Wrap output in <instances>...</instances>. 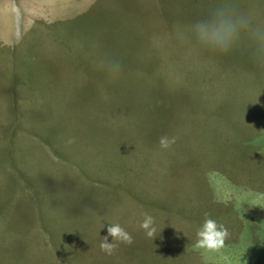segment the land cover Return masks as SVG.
I'll use <instances>...</instances> for the list:
<instances>
[{
  "label": "rangeland",
  "instance_id": "374dc122",
  "mask_svg": "<svg viewBox=\"0 0 264 264\" xmlns=\"http://www.w3.org/2000/svg\"><path fill=\"white\" fill-rule=\"evenodd\" d=\"M220 2L0 0V264H264V67L177 39ZM57 127L59 184L39 136ZM205 213L230 233L216 252L195 247ZM109 223L133 236L112 255Z\"/></svg>",
  "mask_w": 264,
  "mask_h": 264
},
{
  "label": "clouds",
  "instance_id": "9594fccd",
  "mask_svg": "<svg viewBox=\"0 0 264 264\" xmlns=\"http://www.w3.org/2000/svg\"><path fill=\"white\" fill-rule=\"evenodd\" d=\"M260 17V11L254 6L245 10L238 0H221L207 15L196 19L185 31L178 32L177 39L181 43H191L193 48L219 53H228L243 44L251 61L264 67V19ZM100 67L111 78L117 77L122 71L121 62L111 57H105ZM174 143L175 137L162 136L159 140L160 148L164 150ZM204 216L203 223L196 229L195 247L210 252L219 251L230 233L224 224L218 223L208 213ZM154 224L153 216L144 213L139 227L144 230L146 237L154 239L157 235ZM132 243L131 233L119 223H109L107 235L103 236L99 247L102 252L112 255L120 244Z\"/></svg>",
  "mask_w": 264,
  "mask_h": 264
},
{
  "label": "crops",
  "instance_id": "0c3cea01",
  "mask_svg": "<svg viewBox=\"0 0 264 264\" xmlns=\"http://www.w3.org/2000/svg\"><path fill=\"white\" fill-rule=\"evenodd\" d=\"M74 40H76V39H74ZM62 132H64V131L60 130L57 127L54 133H40L39 134L40 138L43 140L44 143H48L52 139V141L50 143L51 149H49V150H50V152L53 154V156L55 158V162L56 163L53 166H55L54 168H56V169L55 170L53 169V176H51V178H53L54 182L57 183V184L61 183L62 181H66L68 179V176L71 175V173L65 167L66 166L65 163L62 164L61 162L62 161L65 162L66 160L73 161L72 158H74L73 153L72 152H68L72 148V145L74 144V142L67 144L69 140H72L70 138V135H74L75 134L74 130L68 135H66L65 133H62ZM78 137H79V141H80L81 140L80 139V137H81L80 134L78 135ZM77 144H78V141H77ZM215 145H217V144H215ZM42 149H44V148L37 149L35 152L43 153L44 151ZM55 154H58L61 157H55ZM28 156L34 162L33 152H29L28 151ZM35 164H36L37 167H40L42 169V171L45 173V175H46V173H48L45 170V168L48 167V166L43 164L42 161H37ZM158 166H161V165H158ZM155 167H156V165H155ZM20 168H22V167H20ZM233 183L236 184V180H234ZM223 184H224L225 187L222 186V188H221V190L219 192L220 198L222 200L225 199V196H224V194L222 192L223 191L227 192V190L230 191L232 189L229 186L230 184H225V183H223ZM43 188H47V185L41 184V189H43Z\"/></svg>",
  "mask_w": 264,
  "mask_h": 264
}]
</instances>
